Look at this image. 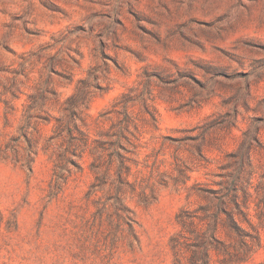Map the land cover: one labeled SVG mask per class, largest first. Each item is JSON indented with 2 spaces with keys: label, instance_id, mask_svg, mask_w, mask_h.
Returning <instances> with one entry per match:
<instances>
[{
  "label": "rangeland",
  "instance_id": "374dc122",
  "mask_svg": "<svg viewBox=\"0 0 264 264\" xmlns=\"http://www.w3.org/2000/svg\"><path fill=\"white\" fill-rule=\"evenodd\" d=\"M48 85L56 105L40 101ZM79 90L83 129L93 140L122 119L121 108L111 112L122 97L131 99L130 180L156 198L127 200L137 218L135 253L93 240L94 209L70 208L81 206L92 181L88 155L58 199L46 203L53 162L44 147L54 126L46 107L60 116V104ZM246 145L249 214L258 228L264 0H0V211L17 219L16 230L0 226V264H172L175 216L199 202L191 189L215 188L221 176L236 174ZM34 148L29 173L21 163ZM260 235L261 248L240 264L264 259V228Z\"/></svg>",
  "mask_w": 264,
  "mask_h": 264
},
{
  "label": "trees",
  "instance_id": "16d2710c",
  "mask_svg": "<svg viewBox=\"0 0 264 264\" xmlns=\"http://www.w3.org/2000/svg\"><path fill=\"white\" fill-rule=\"evenodd\" d=\"M41 93L40 101L42 99L44 106L47 103H58L56 94L49 85L44 86ZM83 94L79 90L78 94L60 104L58 117L51 116L49 107H46V121L54 122L52 135L44 147L45 152H50L53 162L46 203L58 199L72 174V168L82 171L81 160L88 155L92 181L81 206L72 205L70 208L77 207L85 211L93 208V226L88 231L89 236L96 242L100 239L108 242L113 249H117L120 244L124 251L132 254L140 248V238L136 229V213L127 200L138 197L140 203L148 204L156 198L152 189L147 193V187L137 186L130 180L136 149L134 141L128 135L131 120L127 111L131 99L127 95L122 97L121 102L115 106L116 109L111 111L121 114L117 111L121 108L122 119L111 127V132L100 134L99 139L93 140L83 129L85 119L80 116L83 112L80 109ZM33 108L30 105L27 112L30 113ZM144 108L150 117L149 121L155 126V113L147 103H144ZM36 117L40 118L39 115ZM251 149V145H246L245 159L239 172L221 176L222 180L214 183L215 188L197 184L191 189L190 195L196 196L199 202L193 208L180 209L175 216L178 231L168 242L172 264L246 263L261 248L264 197L257 205V216L262 222L257 228L252 224L249 214L250 182L245 178L246 169L251 166ZM36 155V149H30L28 158L21 163L29 173H32ZM3 223L9 228L17 229L16 217L12 215L6 218L0 211V226ZM254 264H264V259Z\"/></svg>",
  "mask_w": 264,
  "mask_h": 264
}]
</instances>
